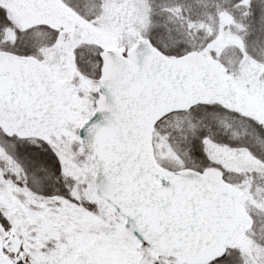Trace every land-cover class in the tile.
Returning a JSON list of instances; mask_svg holds the SVG:
<instances>
[{"label":"snow or ice","instance_id":"obj_1","mask_svg":"<svg viewBox=\"0 0 264 264\" xmlns=\"http://www.w3.org/2000/svg\"><path fill=\"white\" fill-rule=\"evenodd\" d=\"M0 264H264V0H0Z\"/></svg>","mask_w":264,"mask_h":264}]
</instances>
